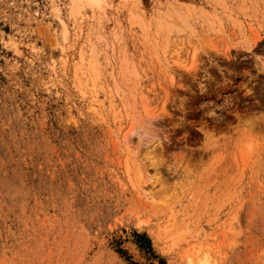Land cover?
Segmentation results:
<instances>
[{
  "label": "rangeland",
  "instance_id": "1",
  "mask_svg": "<svg viewBox=\"0 0 264 264\" xmlns=\"http://www.w3.org/2000/svg\"><path fill=\"white\" fill-rule=\"evenodd\" d=\"M103 1L0 0V264H264V0Z\"/></svg>",
  "mask_w": 264,
  "mask_h": 264
},
{
  "label": "bare ground",
  "instance_id": "2",
  "mask_svg": "<svg viewBox=\"0 0 264 264\" xmlns=\"http://www.w3.org/2000/svg\"><path fill=\"white\" fill-rule=\"evenodd\" d=\"M69 2H70V7H69V10H70V13H77V10L80 8V6L81 5H83V4H85L87 7H91V9L92 8H100V6H102V4H103V0H69ZM82 7V6H81ZM176 14V13H175ZM77 15V14H76ZM175 15H173V17H174ZM135 20V22L137 23V24H141V20L140 19H134ZM172 21V20H171ZM142 25V24H141ZM162 26H164V25H162ZM162 26L160 27V32H162ZM169 27H171V25H168ZM168 26L166 25V27H167V29H168ZM164 28V27H163ZM173 28V27H172ZM165 29V28H164ZM157 31H158V28H157ZM159 32V33H160ZM195 55V54H194ZM196 56H194V58H195ZM193 57H192V59H194ZM92 59H89V61H88V63H92ZM195 61V60H194ZM191 63H192V60H191ZM94 70V64H91V65H89V71H93ZM96 77V76H95ZM97 78V77H96ZM235 116H237V115H235ZM236 118V117H235ZM232 123V122H231ZM244 123H245V126H247V124H248V120H246L245 119V122H243V119L242 118H236V121H235V124L236 125H234L233 126V124H232V127H231V124L229 123V124H227V123H225V124H227V127H225V128H218V127H215V128H218V129H215V130H217V133H219L218 131H220V132H222V131H226V129L229 131V129L231 130V131H235L236 130V128H241V127H243L244 126ZM212 130V129H211ZM207 131L206 133H204V135H203V137H202V139H203V141L204 142H213V140H214V138H215V136H214V132H213V130L212 131ZM220 134V133H219ZM216 135H218V134H216ZM214 137V138H213ZM213 139V140H212ZM217 139V138H216ZM211 142V143H212ZM151 143V142H150ZM210 144V143H209ZM152 149H150V151H148L147 152V154H149V153H151V152H153V151H151ZM152 154V153H151ZM145 159V158H144ZM153 166V165H152ZM154 168V167H153ZM138 176H139V174H138ZM139 177H141V176H139ZM155 238H157L156 236H155ZM158 239V238H157ZM156 239V240H157ZM130 250V249H129ZM187 264H209V261H208V257L204 254V255H202L201 257H190V256H188L187 257Z\"/></svg>",
  "mask_w": 264,
  "mask_h": 264
}]
</instances>
